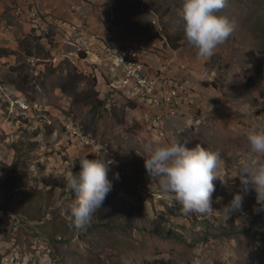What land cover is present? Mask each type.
Instances as JSON below:
<instances>
[{
  "label": "rangeland",
  "instance_id": "374dc122",
  "mask_svg": "<svg viewBox=\"0 0 264 264\" xmlns=\"http://www.w3.org/2000/svg\"><path fill=\"white\" fill-rule=\"evenodd\" d=\"M25 3L50 14L38 0H0V51L8 54L0 57V264H24L21 254L8 259L9 245L24 254L38 243L41 257L48 254L53 264H264V211H253L255 192L235 214L222 211L240 191L238 177L232 178L238 159L264 160L252 156L247 139L252 130L264 131V76H256L250 61L264 54V0H227L217 14L228 16L235 29L210 58H200L185 37L183 0H46L67 17L80 13L75 22L50 15L72 25L86 22L87 60L104 73L109 56L102 38L111 37L109 24L116 29L110 44L152 49L154 64L161 61L157 71L177 88H190L180 90L181 113L165 115L154 114L152 105L148 115L143 100L136 105L101 96L91 72L80 73L69 59L80 53V35L37 41L41 36L19 12ZM89 8L103 13L92 29ZM30 48L35 57L27 58ZM57 56L63 57L54 61ZM73 71L85 78L79 93L90 88L87 80L96 82L105 102L98 112L81 103L86 94L74 99L62 89L65 83L76 90L77 80L65 82ZM15 87L27 101L9 93ZM175 139L223 158L220 176L227 184L213 181L211 214H185L146 173L149 149ZM104 152L118 162L107 173L112 190L81 230L73 224L77 197L67 176L80 170V158Z\"/></svg>",
  "mask_w": 264,
  "mask_h": 264
},
{
  "label": "clouds",
  "instance_id": "9594fccd",
  "mask_svg": "<svg viewBox=\"0 0 264 264\" xmlns=\"http://www.w3.org/2000/svg\"><path fill=\"white\" fill-rule=\"evenodd\" d=\"M227 0H183V31L187 41L197 50L200 58H210L235 29L234 21L217 13L225 7ZM253 157H264V131L252 130L247 136ZM96 159H79L80 170L67 176V188L75 193L76 203L71 209L73 224L84 230L90 226L93 214L101 209L107 194L112 190L108 178L111 165L118 162L107 158V152ZM223 158L217 151H210L200 144L189 149L178 139L149 149L144 167L149 177L158 181V187L173 196L185 214L208 215L214 211L213 181L220 180ZM240 181V191L224 205L226 216L242 208L244 197L255 192L258 207L253 211H264V160L256 158L238 159L236 173L232 178ZM119 179V174L114 173Z\"/></svg>",
  "mask_w": 264,
  "mask_h": 264
},
{
  "label": "built area",
  "instance_id": "2783aa9c",
  "mask_svg": "<svg viewBox=\"0 0 264 264\" xmlns=\"http://www.w3.org/2000/svg\"><path fill=\"white\" fill-rule=\"evenodd\" d=\"M21 15L27 17L29 26L36 36H41V40L65 38L73 40V33L76 29L88 30L86 22L83 20L78 25H72L50 14H43L36 6L26 4L19 8ZM111 37L115 35L114 27L109 24ZM102 38L103 47L109 56L107 72H102L96 65L91 66L87 60L89 48L86 44L81 45L80 56L69 58L79 64H89L92 76L97 80V87L101 96L115 98L116 96L125 97L136 105L140 100L145 103V111L150 115V105L154 108V114L165 115L171 113H181L183 103L180 102V90L190 89L186 84L184 88H177V83L167 79L162 70L160 59L154 64V52L144 44H137L134 47L128 45L122 49L123 42L116 46L110 44ZM85 41V40H84ZM119 42V40H118ZM63 56H57L54 61ZM170 61V60H169ZM110 73V76H108ZM192 94V91H190ZM133 99H137L133 100ZM180 106V107H179ZM160 122V121H157ZM151 124H155L156 122ZM87 144V143H86ZM8 260H4V263Z\"/></svg>",
  "mask_w": 264,
  "mask_h": 264
},
{
  "label": "trees",
  "instance_id": "16d2710c",
  "mask_svg": "<svg viewBox=\"0 0 264 264\" xmlns=\"http://www.w3.org/2000/svg\"><path fill=\"white\" fill-rule=\"evenodd\" d=\"M40 39L41 38H38L37 41H39ZM25 53L27 54V58L35 57L32 48H30ZM7 55L8 54L6 52H4V54H1V51H0V57L7 56ZM249 55H253V54H249ZM250 61H252L251 62V66H252L253 71L255 72L256 76L257 77L264 76V62H263L264 61V54H262L260 58H256L255 56H253L252 58H250ZM70 80H77L76 81V90L74 92L68 91L66 89L67 85L65 83L62 86V89L65 92L70 93L71 96L74 97V99H76L79 95L86 94L89 97L83 99L81 101V103H84V104H87V105L91 106L92 107V111H94V112H98L100 110V108L105 105V102L104 101H100L98 99V95L96 94V90H95V84H96V82L93 83V82L87 80L89 82L88 84L90 85V88L87 91H83V92L79 93V89H80L79 88V84H80V81L81 80H85V78L83 76H81V75H78V74L74 73V71H73L70 74H68V77L67 78H65V82L70 81ZM9 93L11 95H13L14 98L17 99V100H20V99H25L26 100V96H24V94L20 90H18L16 87L13 88L11 90V92H9ZM184 97H185V95H184ZM130 105H133V104L130 103ZM176 235L177 234L175 232H169V236L172 237L173 239H177V236Z\"/></svg>",
  "mask_w": 264,
  "mask_h": 264
},
{
  "label": "crops",
  "instance_id": "0c3cea01",
  "mask_svg": "<svg viewBox=\"0 0 264 264\" xmlns=\"http://www.w3.org/2000/svg\"><path fill=\"white\" fill-rule=\"evenodd\" d=\"M51 1L56 2V0H51ZM38 2H39L40 7H42L46 13H50V14L52 13L53 15H56V16L57 15H62V17L64 19L70 20V21H74V22L77 21L79 19V17H80L79 16L78 19H77V16L80 13L79 14H71L70 16L67 17L64 14L63 10H61L62 7L60 5H58V4L49 5L48 6L47 4H45L46 0H38ZM80 4H82V2H79V3H75L74 2V3L71 4V6L80 7L81 8L80 10L84 9L82 7V5L79 6ZM98 9L95 10L93 8H89V11H90V13H89V18H90L89 29H92V28H94L96 26V22L99 21L100 17L103 14L100 11H98ZM104 21H106V20H104ZM38 245H40V244L38 243ZM38 245L32 247L33 250H31L32 251L31 253H24V254L22 253L23 249L22 250H18L20 248L16 247L15 245H14L15 247L13 245H9L8 249L4 253L8 255V259L9 260H11V258L15 257V256L19 257V255L21 254L22 255L21 257L24 256V258H23L24 259V264H53L54 263L53 259L48 254L46 255V257L44 259L41 257V254H42L41 251H42V248L44 249V247H42V245H40V246H38ZM49 253H51V252H49Z\"/></svg>",
  "mask_w": 264,
  "mask_h": 264
},
{
  "label": "bare ground",
  "instance_id": "6f19581e",
  "mask_svg": "<svg viewBox=\"0 0 264 264\" xmlns=\"http://www.w3.org/2000/svg\"><path fill=\"white\" fill-rule=\"evenodd\" d=\"M116 30V29H115ZM74 33H76V34H78V35H80V38H79V41H80V47H79V51H81V45L83 44V39H82V35H83V33H84V29H76L75 31H74ZM82 36V37H81ZM76 53V52H75ZM73 56H80V53L78 54V53H76L75 55H73ZM77 67H79L78 69L80 70L79 72L80 73H85V72H87V71H90L91 72V70H90V65L89 64H79V63H77ZM78 71V70H77ZM87 74V73H86ZM90 74H92V72L90 73ZM85 75V74H84ZM87 76V75H86ZM87 78H88V76H87ZM94 79V78H93Z\"/></svg>",
  "mask_w": 264,
  "mask_h": 264
}]
</instances>
